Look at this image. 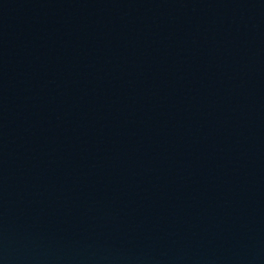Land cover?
Here are the masks:
<instances>
[{"label": "water", "instance_id": "1", "mask_svg": "<svg viewBox=\"0 0 264 264\" xmlns=\"http://www.w3.org/2000/svg\"><path fill=\"white\" fill-rule=\"evenodd\" d=\"M0 264H264V0H0Z\"/></svg>", "mask_w": 264, "mask_h": 264}]
</instances>
